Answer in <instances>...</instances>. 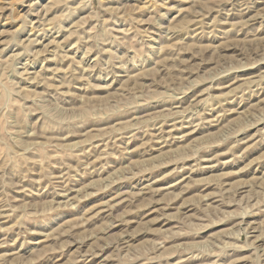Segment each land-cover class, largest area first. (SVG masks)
<instances>
[{"label": "rangeland", "instance_id": "rangeland-1", "mask_svg": "<svg viewBox=\"0 0 264 264\" xmlns=\"http://www.w3.org/2000/svg\"><path fill=\"white\" fill-rule=\"evenodd\" d=\"M0 264H264V0H0Z\"/></svg>", "mask_w": 264, "mask_h": 264}, {"label": "bare ground", "instance_id": "bare-ground-1", "mask_svg": "<svg viewBox=\"0 0 264 264\" xmlns=\"http://www.w3.org/2000/svg\"><path fill=\"white\" fill-rule=\"evenodd\" d=\"M36 40V39H35ZM63 195V194H62Z\"/></svg>", "mask_w": 264, "mask_h": 264}]
</instances>
